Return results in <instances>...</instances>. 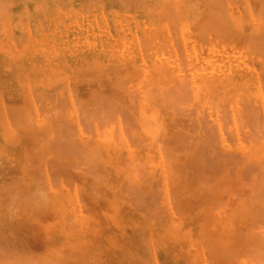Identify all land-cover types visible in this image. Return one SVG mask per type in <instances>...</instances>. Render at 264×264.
Returning <instances> with one entry per match:
<instances>
[{"label":"rangeland","instance_id":"rangeland-1","mask_svg":"<svg viewBox=\"0 0 264 264\" xmlns=\"http://www.w3.org/2000/svg\"><path fill=\"white\" fill-rule=\"evenodd\" d=\"M170 1H173V6H171ZM224 1L226 6L223 3ZM259 1L263 4H259ZM36 3H38V5ZM0 5H2V7H0V227L2 226V228H0V247L5 245L4 243L8 244L7 242H9L10 244L11 240H15V242L11 241V243L13 244H10V246L8 245L7 247L5 245L7 249L10 250V255L13 254V257H15V259L12 260V258L9 257V254L8 256L4 254L8 251L7 249H5V247L3 249L5 251L7 250L6 252H4L3 249V252H1L0 249L2 256H6L5 259L10 258L12 261L10 259L7 260L16 264L18 257L23 259L22 251H28L24 254L26 256L24 257V259H27V261L25 260L27 264L29 262L28 260L31 259L30 261H32L34 257H38L39 259H41V261H44L42 262V264H217L216 260H218V263L221 262L219 264H235L236 262H238V264H248L251 262L247 260V257H249L248 254H250L248 253V251H252L254 245L252 244V246H249V244L251 243V241L254 242V235H258L259 237H257L260 241H258L256 237L255 242H257V244H262L257 245L255 243L254 247L258 249L257 251L260 250L259 254L256 252V250L251 253H255V255L257 253L259 256L258 261L261 262V260L264 258V219H262L263 221H261L258 217L260 215H263L262 210L264 209L262 207L264 203L263 205L261 203L264 202V188H262L264 186V158L262 160H258V153H260L261 149L264 151V136L262 134L261 137L260 133L262 132V129L258 130L255 125L260 123V126H263L264 129V122L261 123V119H263L262 121H264V103H262L264 102V0H216L215 3L214 0H0ZM168 6L174 8V10H177L176 14H178V18L175 16V13H173L174 10L168 8ZM53 8H56V10ZM166 8H168L166 14H168L169 10L171 15L173 14L179 20H177V23L179 24L178 26L175 22H173L176 20H174L175 17L173 18L172 16V21V18L169 19V17L167 16L166 20V14H164V16L160 15L166 12L165 10L163 12V9ZM226 16L229 20L226 19ZM218 17L222 18L224 22L221 21V19H219ZM216 18H218L217 20L220 21L217 22ZM224 19H226L227 22ZM211 20H213V23ZM228 22H230V24L233 22L234 25L237 24L238 26L235 25L237 29L240 27L238 31V34L240 35L236 34L237 29H234L236 31L229 30L228 28L231 26H229L227 30H224V28L222 29V27L230 25ZM211 24L213 25L211 26ZM208 25H210L211 27L215 25V27L217 28L212 29ZM198 27H201V30H204L201 31V33L205 32L206 30L207 35L208 32L207 39L205 38V36L199 35V33L195 34ZM203 27L206 29H204ZM234 27L232 26L231 28ZM208 28L209 30L211 29V33L214 29L215 32H217L219 29H222L221 35H223L224 30L227 31L226 35L231 32L229 34L230 37L233 35V33L237 36H240L236 38L238 39L237 46L240 40V45H242L243 43L245 48L239 49V47L237 46L235 48V45H233L236 42V40L233 38L234 35L231 37L232 42L235 40L232 44H228V42L223 43L221 41L222 39L218 40L219 38H217L215 32H213L212 34L215 33L214 35L216 36V38L214 35V37L209 36L210 32L209 30L207 31ZM252 28L254 31L256 30L254 34L256 33L255 35L257 36V38H261L260 40L256 38V40H258L257 45H259V41L260 43L262 42V48H259L261 49V52L258 53L252 50L250 51L245 44L246 40H250V38L247 36H251L249 34V30H251ZM257 31H260V33H258ZM192 33L197 35L198 38ZM218 33L219 31L217 32V34ZM226 35H224L226 38L223 39L225 41L228 39ZM244 35L247 36L245 37ZM243 36L244 38H242ZM172 41H174V43ZM172 44H174L175 46H172ZM76 49L83 53H79V55L77 56L76 53L74 54V52H72L74 54V57L69 59V62L61 59V55L64 56L66 55L67 51H73ZM93 53L97 55V60H95L96 63H94L90 59ZM122 57L125 59L126 64H123V62L125 61H121ZM156 58L158 63H160L158 64V66L152 64L153 60H155ZM78 59H82L84 62L81 63V61ZM98 60L101 64L99 63L100 66L97 65V67L95 66V64H97ZM127 60L129 61V64L131 66L127 65ZM152 65H155L157 69L152 67ZM241 67L243 68V71H251L252 78L254 79L253 82L255 84L254 87L243 86L244 88H240L234 83H222V85L218 86V88H210V91L207 92L197 91V93L193 94L190 90L192 81H189V75H191L192 78L195 79L201 74H205L211 77L213 76V78L214 76L226 77L227 75L237 73L238 69ZM134 69L137 71H134ZM122 70H126L124 71V74L127 72L126 76L123 75ZM174 70L175 72L173 73L172 71ZM120 71L122 72V74L120 73ZM253 75H255V78ZM255 80L257 81L255 82ZM257 82L260 83L257 84ZM136 85L137 87H135ZM145 85H148V87ZM258 87H262L263 89L260 88L259 90ZM92 88L95 89L93 90ZM227 88H231L232 90L235 89L233 90L235 92L233 93V91H231L230 93H228L227 91L231 89L228 90ZM148 89L153 92H150L149 94ZM181 90L182 92H179ZM185 90H187V92L190 90L189 93L191 92V96L189 93L184 94L185 96L189 94L188 98L189 102H191H188L189 104L187 103L185 109L183 108L180 111V109L177 108L174 111V108L171 109L173 106L169 104L171 102L168 100V98H166V105L170 107L169 110L167 108L168 106L162 105L165 97L169 96L171 98H175L176 93L180 94V96L183 97L184 95L182 94L186 92ZM174 91L175 96H172L174 95ZM254 91L260 94L262 93L261 96H263V98L259 96L260 94H256ZM140 92L144 94V100H141L139 98L140 96H142ZM155 92H157L158 94L162 92L163 95L161 94V96H163L164 98L159 95L156 99L155 97L157 96H154L156 94ZM151 94H153V96ZM86 95H88L89 97ZM149 95L150 98H148ZM41 97L47 101L44 102L45 100H41ZM111 97L113 99H111ZM160 97L162 99H159ZM259 98H261L260 102ZM86 99L88 102L86 101ZM111 100L113 101V105L115 106L111 105ZM148 100H150L149 103H147ZM161 100H163V102ZM217 100L219 101V104L214 103L218 102ZM96 101H98L97 104L99 103L100 107L103 103V107L106 106L105 108H107L106 110L104 109V111L108 113L109 109H117L119 107L118 109H120L119 111H121L122 108L123 111L120 112V114H125L126 117L124 116V118H122V114V117L120 114V116L118 117V115H116V112L113 113L112 117H117L118 120L108 121L109 126L107 127V130L105 129V126L107 125L103 122V124H98L97 119L94 120L95 123H93V120L91 121L86 118L88 119L87 122L86 120H84V117L88 112L93 111L94 114H96L95 109L97 107V104L94 107ZM201 101L203 102L200 104ZM220 101L223 102V105ZM53 103L55 105H53ZM151 103H154L156 107L155 105L152 106L153 104ZM140 104L142 106L141 108ZM212 104L214 107L211 106ZM217 104L218 107L216 106ZM247 104L250 106H248ZM109 105L113 107L108 108ZM223 106L224 108H226V110L224 109V111L222 108ZM244 106L246 107L245 109ZM247 106L249 108L251 107V110ZM18 107L21 110V113L23 111V108H25V110L23 111L24 113L19 114V109H17ZM73 107L76 109H74ZM98 107L97 109L100 110V107ZM144 107H147L148 116L140 119L139 117H142L141 109ZM162 107H164L168 111H165L163 108L164 111L162 110V112ZM200 107H202V109H200ZM189 109L192 114H189L190 111L187 112V110ZM16 110L18 111V113ZM78 110L80 111V113ZM183 110H186V112H183ZM149 111H151L152 114H149ZM192 111L197 112V114L202 113V115H197ZM203 111H205V115L203 114ZM93 112L89 113L87 116H92V118L93 116H98L97 118H100L101 115H92ZM218 112H221V114L219 115ZM245 112H247L248 114ZM251 112H253V115L255 114V119L259 118L258 121L251 117ZM259 112L261 113L260 115ZM54 113L58 114L57 117ZM75 113H78L79 115L76 116L74 115ZM178 113H181V115ZM216 113L219 116H217ZM52 114L54 115L52 116ZM157 114H159L158 120L155 119ZM222 114H225L226 116L223 117ZM245 114L248 116V120L245 118L249 123L248 124L246 122L247 125L251 126L254 123L252 122L253 119L256 121V124L254 123L255 125L253 124L252 127H250L251 129L255 128L254 132H256L254 134V139H251V137L253 138V136L251 135L253 133L250 132L251 130L244 122V117H246ZM21 115H24L23 117L25 118H21ZM49 116L52 118V121L50 120L51 118H47L48 121H45L46 117ZM62 116L63 119L61 118ZM195 116L199 117L198 120L201 121L198 122L199 124L203 123L202 126L206 127L205 130L209 126L210 133V129H212L213 132H211L210 134L214 133V130L216 129L214 134H217L218 136L214 134L209 135H214L215 138L218 137V139H216V143H220L219 146L215 143L214 139L212 140L213 137H210V140L207 138L209 141L206 140L209 142H206L209 147H204L206 143L203 142V140L205 141V139H203L204 134H201L202 126L198 125V123L196 125L195 122L197 121H193L197 119L195 118ZM201 116L206 117L207 119ZM77 117L81 118L80 120L82 121L84 120L83 122L86 121L89 124L83 123L84 126L82 127L83 124L81 121L80 124L78 120L75 122ZM137 118H139L140 120L138 119V121ZM224 118L225 120H223ZM226 118H231V120H228ZM25 119L27 120L26 122L24 121ZM53 119L55 120L54 122ZM64 119L65 121L63 122L62 120ZM132 120L133 123H131ZM191 120L197 127H194ZM222 120L224 121V123L222 122ZM121 121L124 123H121ZM16 122L18 126H16ZM48 122L50 124H48ZM52 122L54 124H51ZM66 122L67 125H69L68 127L66 125ZM109 122L113 124V127L111 124H109ZM119 123L120 125L123 124L122 126L127 123V125H130V129L132 128L131 125H134V127L136 125V128H138L139 131L142 124L146 125L147 127L158 126L160 133L162 131V135L160 134L158 136L159 147L164 152L162 154V162L160 160L156 166L153 165L147 167L144 165V160L141 159L143 154L138 156L140 164L144 166V169L141 171L147 169L146 171H144L146 173H143V177L145 178L147 176V180L143 182V180L145 179H142L143 183H140V179L138 181L137 177L134 181V176H136V173L138 171L140 173H138L139 175H141L142 173L139 170L141 169V166L140 164H138L139 168H137V172H135L134 170L133 173L131 172V175L128 176L127 174L125 176L127 179H125L124 177V180L126 181H124L126 183V187L124 185H120L121 187L119 186V184L123 183L121 179L123 180V176L125 175V171L121 170V163L122 161L125 163L128 162H126V160H123L126 157L121 158V156L129 154L127 153V151H130L127 150L128 143L130 147L136 148L134 153H142L137 145V138L132 139V137L130 136V132L126 131L124 135L126 141H128V143L126 142L127 145L125 142H121L120 144L118 143V145H121L122 148H120V146H116L109 148L108 150L105 149V144L102 141V139H104L103 136L106 132L108 134H106L107 136H115V128L118 129ZM207 123H209L208 126H205L207 125ZM27 124L29 125L28 127H30L31 125V129L28 128L29 131L27 129ZM62 124H65V127H63ZM94 124H96L97 127H94ZM237 124H240V126ZM103 125L105 126L103 127ZM19 126L27 130L23 129L21 131V128L19 129ZM61 127L63 128V130L61 129ZM77 127L79 128V130ZM91 127H93L92 130ZM222 127L224 128L222 129ZM218 129L221 130L219 131ZM131 130L134 129L132 128ZM197 131H199L202 136ZM257 131L260 135H256ZM38 134L40 135L38 136ZM187 134L188 137L185 140ZM175 135L177 136V138H173V136ZM179 136L181 139L182 137H184V140L182 139L183 145L190 146V150H188V146L184 149L185 146H181L182 144H176ZM49 137L52 138L50 139ZM68 137L69 139L71 138V140H68ZM73 137L75 138L74 141ZM172 138L173 140L176 139L174 140L175 143L173 142L174 145L172 144ZM11 139L14 141V143H11L13 142ZM44 139H46V142H44ZM217 140H219V143L217 142ZM251 140H253L254 142L252 141L251 143ZM153 141L155 142V144L153 142V145L156 146L157 141ZM65 142H67L68 144ZM72 142L75 143L71 144ZM88 142L90 143L89 145L91 146V148L89 145H87ZM178 142H180V140ZM210 142H212V144ZM53 143L55 144V146H57L53 147ZM59 143L60 145H58ZM85 143L87 147L91 149L90 152V149L87 148L90 153L87 151V149H85V147L84 149L87 152L85 150L84 151L86 153L82 151ZM214 143L216 146H213ZM71 145L77 146L75 147V149H79L78 151L76 150L77 153L75 152L74 148L73 150H71ZM175 145H177V148ZM178 145L181 149H179ZM97 146L98 148L102 146V150L104 151H102L103 154L112 160L113 163L111 162L109 169L105 164L101 163L103 160V154H98V152L100 151H98ZM212 146L213 148H216L213 149ZM199 147H203V149H200ZM206 147H208L209 149ZM49 148H53L54 150H50ZM66 148L68 150H66ZM114 148H118L123 152L121 154H117L115 151L116 149L114 150ZM166 148L168 149L166 150L167 153H165L166 151H164ZM210 148H212V152L210 151L211 154H209L208 156H202L201 154H199L201 153V150L204 154H208L207 151H209ZM58 149L60 150L61 154H59ZM174 149L177 150L175 151ZM64 150L66 152L69 150L70 151L66 153ZM95 150L97 152H95ZM170 150L171 153H169ZM217 151L219 152L217 153ZM63 152H65V154ZM78 152H80V154ZM214 152H216V154ZM26 153L28 154L26 155ZM40 153H42L43 155H41ZM47 154L48 156H46ZM87 154L89 156H87ZM90 154H98L100 156V160L97 161V159H99L98 155H92V159ZM150 154V157H152V161H154L156 159L154 155H157L158 152L156 150H152ZM170 154L172 155V157ZM219 154L221 157L219 156ZM59 155L66 156H60L58 159ZM62 157H64V159ZM87 157L88 159H90L89 161L88 159H86ZM126 159L128 160V158ZM31 160L32 162H30ZM58 160H60V162ZM61 161L63 162V164H65V166L62 165ZM259 161H261L262 164ZM89 165H91L92 167ZM88 167H91L92 170L95 168H99L100 170L102 168L105 169L109 172L108 179L111 181H108L107 177L104 181L102 180L104 179V177H102V179L99 178V180H96L95 178H93L92 172H88ZM246 167L249 169L252 167L251 170L255 167V170L254 172L253 170L251 172V170L248 169L249 172H242L241 170H246ZM33 168L34 170H36L35 172L31 173L32 171H34ZM82 168H85L87 171L83 170V172ZM75 169L78 172H82L77 173ZM244 172L246 173V175L248 174L246 176L247 179L245 177L246 180L243 176H239L240 174L244 175ZM119 173L121 174V176ZM33 174H35V176ZM45 174L47 175V177ZM29 176L31 177L29 178ZM49 176L52 179H48ZM69 176L70 179L67 180ZM56 177H58L59 179ZM53 178L54 180L58 179L57 181L55 180V183L57 185L53 184ZM159 178L162 180L160 181L162 182L160 187L159 184L156 185L157 182L154 181L158 179L157 181L159 183ZM118 180L119 184H116ZM2 181L4 183L3 185L1 183ZM148 181L150 184L148 183ZM258 181L261 183L262 187L260 186ZM93 182H95V186ZM254 182L256 186H254ZM21 183H23L24 185H22ZM44 183L45 188L43 189L42 185H44ZM50 183H52V186L50 185ZM28 184H30V186ZM138 184L140 186H137ZM35 185H37V189ZM130 185L132 186V188L135 185L137 189L133 190L135 187L132 189L130 188ZM152 185L154 187H152ZM257 185L259 186L258 189H256ZM26 186L28 189L26 188ZM102 186L103 190L100 189L102 188ZM123 186L125 188H129H127L128 195L127 193H125L127 196L122 193V191L126 192V190H121ZM96 187L98 190L96 189ZM145 187H148L149 189L147 188L146 190ZM260 187L261 189H263V191L258 192L261 190ZM140 189L141 191H137ZM101 191H104L102 192L103 195L101 194ZM131 191L139 192V195L136 194V196L134 193H131L132 195H134V198H132V200L128 199L131 198V195L129 194V192ZM253 191L255 193H253ZM117 192L118 195L116 198L115 195ZM147 193L151 196H148ZM260 193H263L262 196H260ZM11 194L13 196L18 194L16 195L18 198H16V196L14 198ZM74 194L75 196L78 194L77 199L75 198L76 200H74V203H72L75 205L76 208L74 207V209L76 210L71 209L73 206L69 208V201L71 202V200L74 199ZM95 194L96 196H94ZM30 195H36V197H31ZM119 195L122 196L120 197ZM10 196L13 198H11ZM118 196L120 197V200ZM8 197H10V202L8 200ZM38 197L48 198H44V200L47 201V206L43 208L42 205H45L43 204V202L40 205L41 207L35 204V198L39 200ZM69 197L73 198L70 199ZM93 197H95V199ZM99 197L103 200L98 199ZM135 197H137L136 200H138V198L140 197V202L138 203V205L140 203L143 204V206L141 204L142 207L140 208V210L139 207H135V204L132 203L135 200ZM20 198L23 199L20 200ZM91 198H93L94 200ZM142 198L145 202L141 201ZM146 198H150V202L147 201ZM19 200L20 202H18ZM77 200L78 202H76L77 204H75V201ZM41 201L42 200L38 202ZM130 201H132L131 203L134 206L129 203ZM148 202L150 205L148 204ZM16 203L17 205L19 203L18 207ZM24 204H28L27 207ZM78 204L81 205L79 206ZM150 206H154L155 208L153 207L151 208V210L150 208H148ZM255 206L259 208L257 209V207L255 208ZM13 207L15 208V211L17 213L14 211ZM7 208L9 210H7ZM23 208L24 211L22 212ZM144 208H148L149 210L147 209L148 211H144ZM54 209L55 211H57L54 212ZM8 211H11V214L8 213L7 215ZM73 211H76L77 216ZM258 211L261 214H259ZM60 212L63 213L59 214ZM66 212L68 215L66 214ZM26 213L30 214L25 215ZM65 214L66 216H70V221L64 219L66 217ZM78 214L80 215V217ZM153 214H159V216H155ZM58 215L59 217H57ZM7 216L8 219L10 218V220L7 219ZM28 216L35 219V221H33L32 218L29 219ZM263 217L264 216H262V218ZM79 218L80 222L83 223L81 226L82 230L84 228L83 231H81V228L79 227L80 225L78 226V228H76L77 224L75 225V227H73L74 229L76 228V231L70 226V224L74 226V223H77L74 221H78ZM111 218L112 221H110ZM87 221L88 223L90 222V224H88ZM58 224L60 225V227H58ZM66 224L70 227H66ZM87 225H91L90 227H92V229ZM25 227L27 229H25ZM87 227L91 229L90 231L88 230V232L86 230ZM3 228L5 231L2 230ZM65 228L67 229L65 230ZM79 228L81 231L80 234L82 235H78L79 230L77 229ZM7 232L10 233L9 236L6 235L8 234ZM83 232L85 234H83ZM92 233L93 235H90ZM69 235L70 238H72L70 239L71 242L68 238ZM89 236L92 237L89 238ZM10 237H12V239ZM73 237L75 238V240H73ZM239 238H241V240H243V242L245 243H242L243 245L241 244L242 247H240V242L238 243L239 247L242 249H239L238 245H236V243L238 242L237 239L241 241ZM76 239L80 240L79 244L75 243V241H77ZM218 241L219 243H217ZM87 242L89 243L87 244ZM220 242L225 245H223L222 243L220 244ZM227 242L228 244L230 243V245H228ZM76 244H78L77 246L81 250H85L84 253H80L81 250L79 251V248H77ZM79 245H81V247ZM216 245H219L218 247H221L223 245V247H226V249L218 248L219 250H215L217 248ZM73 247L77 248L78 250L73 249ZM238 249L242 251H239ZM14 251L16 252L15 254ZM27 253L29 254V256H27ZM238 253L242 255H239ZM252 254L249 257L250 259H253L251 258L253 257ZM15 255H17L18 257ZM230 255L232 256V258ZM72 256L74 257V259L72 258ZM236 256L237 258H239L238 261ZM44 257L45 259H43ZM254 258L256 259L257 257ZM22 259H20L21 261L18 260L17 262H20L19 264H26L24 263V260L22 262ZM37 259L34 258L32 263L34 264L39 260ZM263 260L261 264H264ZM29 264H31V262H29Z\"/></svg>","mask_w":264,"mask_h":264},{"label":"bare ground","instance_id":"bare-ground-1","mask_svg":"<svg viewBox=\"0 0 264 264\" xmlns=\"http://www.w3.org/2000/svg\"><path fill=\"white\" fill-rule=\"evenodd\" d=\"M204 1H205V0H204ZM217 1H218V0H217ZM221 1H222V0H221ZM107 2H108V1H107ZM158 2H159V1H158ZM161 2H162V1H161ZM170 2H171V6H173V5H172V2H173V1H170ZM215 2H216V0H214V3H215ZM259 2H260V1H259ZM12 3H13V2H12ZM48 3H49V2H48ZM165 3H166V2H165ZM223 3L225 4V1H224ZM223 3H222V4H223ZM36 4L38 5V3H36ZM160 4H161V3H160ZM216 4H217V3H216ZM222 4H221V5H222ZM227 4H228V3H227ZM259 4H263V3L260 2ZM2 5H3V4H2ZM2 5H0V7H2ZM92 5H94V4H92ZM157 5H158V4H157ZM181 5H182V4H181ZM221 5H219V6H221ZM236 5H237V4H236ZM6 6H7V5H6ZM10 6H11V4H10ZM165 6H166V5H165ZM165 6H164V8H165ZM223 6H224V5H223ZM225 6H226V4H225ZM159 7H160V6H159ZM190 7H191V6H190ZM3 8H5V7H3ZM56 8H57V7H56ZM56 8H53V9L56 10ZM58 8H59V7H58ZM168 8L174 10V8H172V7H170V6H168ZM168 8L163 9V12H164V10H165L166 12L163 13V14H160V15H161V16H164V14L167 13V9H168ZM244 8H245V7H244ZM48 9H49V8H48ZM245 9H246V8H245ZM37 11H38V10H37ZM179 11H180V10H179ZM171 12H172V11H171ZM209 12H210V11H209ZM249 12H250V11H249ZM169 13H170V12H169V10H168V14L165 15V18H166V16L169 17V19L172 18V16H173V18H174L175 16H176V17L178 16V14H176V13H177V10H174V12H173V13H175V16H174L173 14L171 15V13H170V14H169ZM169 15H170L171 17H170ZM212 15H213V13H212ZM238 15H239V14H238ZM214 16H215V13H214ZM216 16H217V15H216ZM231 16H232V15H231ZM176 17L174 18V20H175V19H176V20L173 21V18H172V21L175 22L176 25L178 26V25H179V24L177 23V20H178L177 18H178V17H177V18H176ZM209 17H210V16H209ZM158 18H159V16H158ZM218 18H219V17H218ZM218 18H216V20H217ZM219 19H221V21H223L222 18H219ZM226 19L229 20L227 16H226ZM226 19H224V20H226ZM159 20H160V18H159ZM164 20H165V19H164ZM166 20H167V18H166ZM207 20H208V19H207ZM207 20H206V21H207ZM227 20H226V22H227ZM172 21H171V22H172ZM178 21H179V20H178ZM208 21H209V20H208ZM208 21H207V22H208ZM211 21H212V23H213V20H211ZM219 21H220V20H217V22H219ZM194 22H195V21H194ZM223 22H224V21H223ZM226 22H225V23H226ZM179 23H180V22H179ZM181 23H182V21H181ZM214 23H215V22H214ZM228 23L230 24V22H228ZM205 24H206V23H205ZM218 24H219V23H218ZM231 24H232V25H231ZM231 24L222 27V29L224 28V30H227V28H228L229 26H231V27L233 26V27H234L235 25H237V24L234 25L233 22H232ZM171 25H172V24H171ZM181 25H182V24H181ZM212 25H213V24H211V26H212ZM150 26H151V25H150ZM204 26H205V25H204ZM208 26L211 27L210 25H208ZM237 26H238V25H237ZM239 26H240V25H239ZM201 27H202V26H201ZM201 27H198V28H197V32H195V34H198V33H199V35L205 36V38L207 39V38H208V37H207L208 32H207V35H206V30H205V32L201 33V31H204V30H201ZM218 27H219V26H218ZM225 27H226V28H225ZM231 27H229L228 29L231 30V31H232V30H233V31H236V30H234V29H237L236 26H235L234 28H231ZM179 28H180V27H179ZM199 28H200V29H199ZM203 28H204V27H203ZM203 28H202V29H203ZM211 28L213 29V28H217V27H215V25H214V26L211 27ZM219 28H220V27H219ZM239 28H240V27H239ZM239 28L237 29V32H236L237 35H240V34H238V33H239V32H238V31H239ZM204 29H206V28H204ZM222 29H221V30H220V29H219V30L217 29V30L219 31L218 34H217L218 31L216 30L217 32H215V29L212 30V33L215 32L216 35H217V38H219L218 40L222 39L221 41H222L223 43H224V42H225V43L228 42V44H232V43H234V41L236 40L235 44H233V45H235V48H236V46H237V42H238V39H236V38H238V37H240V36H237V35L234 34V33H233L234 36L231 34V35L233 36V38L235 39V40L232 42V38H231L232 36L230 37V35H229L231 32L228 34V35H229V36H228V35H226V34H227V31H224V30H223V35H221V33H222L221 31H222ZM28 30H29V29H28ZM208 30H209V28L207 29V31H208ZM229 30H228V32H229ZM243 30H244V29H243ZM198 31H199V32H198ZM249 31H250L249 34H250L251 36H247V35H246V36L249 37L250 40L248 39V41L246 40V42H245L247 48H248L250 51L252 50V51L257 52V53H258V52H261V49H259V48L262 46V42L260 43V41H259V43H258L259 45H257V41L260 40L261 38H260V39L257 38V36L255 35L256 33L254 34V32H255L256 30L254 31L253 28H252L251 30H249ZM209 32H210V35H209V36H213V35L215 34V33H214V34L211 33V29L209 30ZM257 32H258V31H257ZM200 33H201V34H200ZM242 33H243V32H242ZM258 33H260V31H259ZM192 34H194V33H192ZM195 34H194V35H195ZM211 34H212V35H211ZM243 34H244V33H243ZM246 34H247V33H246ZM133 35H134V34H133ZM218 35H219V37H218ZM224 35H226L227 38H228L229 40H228V39H227L226 41L223 40L224 38H226ZM241 35H242V34H241ZM195 36H197V35H195ZM214 36H215V35H214ZM214 36H213V37H214ZM236 36H237V37H236ZM244 36H245V35H244ZM244 36H243L242 38H244ZM246 36H245V37H246ZM134 37H136V36H134ZM148 37H149V35H148ZM199 37H200V36H199ZM254 37H255V38H254ZM258 37H259V36H258ZM129 38H130V37H129ZM197 38H198V36H197ZM200 38H201V37H200ZM200 38H199V39H200ZM205 38H204V39H205ZM210 38H211V37H210ZM215 38H216V36H215ZM256 38H257L258 40H256ZM132 39H133V38H132ZM135 39H136V38H135ZM137 39H138V38H137ZM113 40H114V39H113ZM140 40H141V39H140ZM153 40H154V38H153ZM141 41H142V40H141ZM255 41H256V43H255ZM261 41H262V40H261ZM172 42L174 43V41H172ZM230 42H231V43H230ZM242 42H243V39H242ZM151 43H152V39H151ZM240 43H241V41L239 40V43H238V46H237V47H239V49H241V48H245V46L243 45V43H242V45H243L244 47H243L242 45H240ZM263 43H264V42H263ZM260 44H261V45H260ZM150 45H151V44H150ZM173 45H174V44H172V46H173ZM183 45H184V43H183ZM174 46H175V45H174ZM241 46H242V47H241ZM100 47H101V46H100ZM221 47H222V46H221ZM222 48H223V47H222ZM261 48H262V47H261ZM161 49H162V48H161ZM171 49H172V48H171ZM237 49H238V48H237ZM76 50H77V49H76ZM76 50H73V51H72V50H69V51H67V52H66V55H68V56H66V55L63 56V55H61V59L64 60V61H68L69 59H71V58L74 57V54H75V53H76L77 56L79 55V53H83V52H80V51H78V50H77V52H76ZM172 50H173V49H172ZM263 50H264V49H263ZM53 51H54V50H53ZM72 52H74V54H73ZM6 53H7V52H6ZM173 53H175V52H173ZM176 55H177V54H176ZM96 56H97V55H95V54L93 53V54H92V57L90 58L91 61H93L94 63H96L95 60H97V59H96ZM174 57H175V54H174ZM232 57H233V56H232ZM17 59H19V58H17ZM75 59H76V58H75ZM87 59H88V58H87ZM87 59H86V60H87ZM246 59H247V58H246ZM13 60H14V59H13ZM78 60H80V59H78ZM88 60H89V59H88ZM196 60H197V59H196ZM247 60H248V59H247ZM71 61H72V60H71ZM80 61H81V63L84 62L82 59H81ZM98 61H99V60H98ZM98 61H97V64H95V66L99 65L100 61H99V62H98ZM121 61H125V59L122 57V58H121ZM34 62H35V61H34ZM68 62H69V61H68ZM86 62H87V61H86ZM132 62H133V61H132ZM263 62H264V61H263ZM33 64H34V63H33ZM100 64H101V63H100ZM123 64H126V61L123 62ZM131 64H132V63H131ZM152 64H155V65L158 66V64H160V63H158L157 58H156L155 60H153ZM82 65H83V64H82ZM127 65H130L128 60H127ZM155 65H152V67H154L155 69H157V67H156ZM188 65H189V64H188ZM34 66H36V65H34ZM45 66H46V65H45ZM95 66H94V67H95ZM99 66H100V65H99ZM123 66H126V65H123ZM130 66H131V65H130ZM236 66H238V65H236ZM97 67H98V66H97ZM102 67H103V66H102ZM126 68H127V67H126ZM126 68H125V69H126ZM132 68H133V67H132ZM33 69H34V68H33ZM33 69H32V70H33ZM63 69H64V68H63ZM98 69H99V68H98ZM34 70H35V69H34ZM41 70H42V69H41ZM122 71H123V70H122ZM124 71H126V70H124ZM124 71H123V75L126 76V75H127V74H126L127 72L124 74ZM134 71H137V70L134 69ZM106 72H107V71H106ZM144 72H145V71H144ZM172 72L174 73L175 70L172 71ZM205 72H206V71H205ZM30 73H31V72H30ZM120 73L122 74L121 71H120ZM135 73H136V72H135ZM206 73H207V72H206ZM112 74H113V73H112ZM130 74H131V73H130ZM143 74H144V73H143ZM148 74H149V73H148ZM219 74H220V73H219ZM31 75H33V74H31ZM34 75H35V74H34ZM46 75H47V74H46ZM150 75H151V73H150ZM215 75H216V74H215ZM40 76H41V75H40ZM48 76H49V75H48ZM48 76H46V77H48ZM55 76H57V75H55ZM61 76H62V75H61ZM107 76H109V75H107ZM121 76H122V75H121ZM121 76H120V77H121ZM253 76H254V78H255V75H253ZM256 76H257V75H256ZM143 77H144V76H143ZM189 77H190L189 81H190V80L192 81V82L190 81V82L192 83V85L190 86V90H191V92H192L193 94H194V93H197V91H203V92H205V91H206V92H207V91H210L209 89H210V88H213V87H214V88H215V87L218 88V86H221L222 83H225V84H227V83H234L235 85H237V86L240 87V88L243 87V86H244V87H254V86H255V84H254V82H253L254 79L252 78V73H251V71H250V72H249V71H243V68H242V67L238 69V72H237V73H235V74L233 73L232 75H231V74H230V75H227L226 77H221V76L216 77V76H214V78H213V76L211 77V76H208V75H205V74H201V75H200L199 77H197L196 79H195V78H192L191 75H189ZM31 78H32V77H31ZM40 78H41V77H40ZM132 78H133V76H132ZM171 79H173V78H171ZM67 80H68V79H67ZM137 80H138V79H137ZM146 80H148V79H146ZM175 80H176V79H175ZM259 80H260V79H259ZM262 80H263V79H262ZM50 81H51V80H50ZM78 81H79V80H78ZM256 81H257V80H255V82H256ZM71 82H72V81H71ZM159 82H160V81H159ZM186 82H187V81H186ZM186 82H185V83H186ZM39 83H40V82H39ZM258 83H260V82H257V84H258ZM144 84H145V83H144ZM162 84H163V82H162ZM189 84H190V83H189ZM261 84H262V83H261ZM223 85H224V84H223ZM232 85H233V84H232ZM235 85H234V86H235ZM145 86L148 87V85H145ZM186 86H187V85H186ZM257 86H259V85H257ZM263 86H264V84H263ZM135 87H137V85H136ZM147 87H146V88H147ZM224 87H225V86H224ZM230 87H231V84H230ZM235 87H236V86H235ZM235 87H234V88H235ZM244 87H243V88H244ZM186 88H188V87H186ZM221 88H223V87H221ZM260 88L263 89L262 87H260ZM260 88L258 87L259 90H260ZM23 89H24V88H23ZM92 89L94 90L95 88H92ZM141 89H142V88H141ZM150 89H151V88H150ZM227 89L229 90V89H231V88H227ZM253 89H254V88H253ZM258 89H257V90H258ZM148 90H149V89H148ZM190 90H189V91H190ZM225 90H226V89H225ZM233 90H235V89H233ZM233 90L231 89V90H229V91H227V90H226V91H227L228 93H230V92L233 91ZM250 90H251V89H250ZM255 90H256V89H255ZM24 91H25V90H24ZM63 91H64V90H63ZM171 91H172V90H171ZM185 91H186V92H184L182 95H184L185 93H186V94L189 93V91H188V92H187V90H185ZM68 92H69V91H68ZM88 92H89V91H88ZM90 92H91V91H90ZM148 92H149V94H150V92H153V91L149 90ZM148 92H147V93H148ZM168 92H169V91H168ZM179 92H182V90L179 91ZM191 92L189 93L190 96H191ZM227 92H226V93H227ZM234 92H235V91H233V93H234ZM250 92H251V91H250ZM254 92H255V91H254ZM258 92H260V91H258ZM261 92H262V91H261ZM32 93H33V92H32ZM35 93H36V92H35ZM134 93H135V92H134ZM155 93H156V94H155L154 96H157V97H155L156 99L158 98L159 95L161 96V94H162V92L159 93V94H158L157 92H155ZM170 93H171V92H170ZM172 93H173V92H172ZM241 93H242V92H241ZM255 93H256V94H260V93H257V92H255ZM85 94H86V93H85ZM140 94H141L142 96H140L139 98H140L141 100H144V94H143L142 92H140ZM157 94H158V95H157ZM189 94H188V95H189ZM193 94H192V96H193ZM242 94H243V93H242ZM249 94H250V93H249ZM256 94H255V95H256ZM261 94H262V93H261ZM261 94H260L259 96H261ZM41 95H42V94H41ZM69 95H70V93H69ZM88 95H89V94H88ZM88 95H86V96H88ZM106 95H107V94H106ZM110 95H111V94H110ZM151 95L153 96V94H151ZM162 95H163V94H162ZM167 95H170V94H167ZM171 95H172V94H171ZM178 95H179V97H178ZM188 95H186V96H187V98H186L185 95L182 97V96H180V94H177V93H176V96H177V98H176V96H175V91H174V95H172V96H175V98H173V97L171 98V97H169V96L165 97V99H164V102H165V103L163 102V100H161V101L164 103V104L162 103V105H164V106H168V105H166V103H167V101H166L167 99H166V98H168V100L171 102V103H169V102H168V103H169L171 106H173L171 109L174 108V111H175V109L178 108V109H180V111H181L183 108L185 109V106H187V103L189 102ZM200 95H201V94H200ZM32 96H33V95H32ZM46 96H47V95H46ZM52 96H53V95H52ZM136 96H137V95H136ZM165 96H166V95H165ZM190 96H189V97H190ZM42 97H43V96H42ZM42 97H41V100L43 99ZM48 97H49V95H48ZM88 97H89V96H88ZM108 97H109V96H108ZM147 97H148V96H147ZM161 97L164 98L163 96H161ZM161 97H160L159 99H162ZM181 97H182V98H181ZM184 97H185V98H184ZM261 97L263 98V96H261ZM50 98H51V97H50ZM56 98H57V97H56ZM109 98H110V97H109ZM145 98H146V95H145ZM148 98H150V95H149ZM190 98H191V97H190ZM208 98H209V97H208ZM46 99H47V98H46ZM59 99H61V98H59ZM87 99H89V98H87ZM87 99H86V101H87ZM111 99H113V98L111 97ZM114 99H115V98H114ZM151 99H152V98H151ZM151 99H150V100H151ZM159 99H158V100H159ZM215 99H216V98H215ZM243 99H244V98H243ZM43 100H45V99H43ZM51 100H52V99H51ZM57 100H58V99H57ZM62 100H63V99H62ZM100 100H101V99H100ZM150 100H148L147 103H149ZM152 100H153V99H152ZM154 100H155V99H154ZM158 100H157V101H158ZM190 100H191V99H190ZM198 100H199V99H198ZM203 100H204V98H203ZM231 100H232V99H231ZM233 100H234V99H233ZM260 100H261V98H259V102H260ZM262 100H263V99H262ZM46 101H47V100H45L44 102H46ZM217 101H218V100H217ZM229 101H230V100H229ZM240 101H241V100H240ZM257 101H258V100H257ZM87 102H88V101H87ZM97 102H98V101H96V103L94 104V107L96 106ZM104 102H105V101H104ZM110 102L112 103V104H111V103H110V104L113 105V101L111 100ZM115 102H116V101H115ZM142 102H144V101H142ZM202 102H203V101H201L200 104H201ZM220 102H221L222 105H223V102H222V101H220ZM232 102H233V101H232ZM106 103H107V101H106ZM189 103H191V102H189ZM189 103H188V104H189ZM214 103H215V104H216V103L219 104V101H218V102H214ZM224 103H225V102H224ZM227 103H228V102H227ZM227 103H226V104H227ZM245 103H246V102H245ZM247 103H250V102H247ZM262 103H264V102H262ZM56 104H57V103H56ZM108 104H109V103H108ZM141 104H142V103H141ZM141 104H140V108L142 107ZM143 104H144V103H143ZM151 104H153L152 106L155 105L154 103H151ZM210 104H211V103H210ZM218 104L216 105L217 107H218ZM42 105H43V104H42ZM53 105H55V104L53 103ZM61 105H62V104H61ZM99 105H100V104L98 103V104H97V107H98ZM105 105H106V104H105ZM229 105H230V104H229ZM247 105H248V104H247ZM251 105H252V104H251ZM258 105H259V104H258ZM258 105H257V106H258ZM261 105H262V104H261ZM19 106H20V105H19ZM36 106H38V105H36ZM64 106H65V104H64ZM66 106H67V104H66ZM113 106H115V105H113ZM113 106H110V105H109L108 108H112ZM144 106H145V105H144ZM205 106H206V102H205ZM211 106H213V104H212ZM225 106H226V105H225ZM248 106H250V105H248ZM248 106H247V107H248ZM262 106H263V105H262ZM50 107H51V106H50ZM59 107H60V106H59ZM97 107H96V109L94 108L96 114H94V112L91 111V112H93L92 115L94 114V115L96 116V115L99 114V115H101L102 117H101V116H100V118H97L98 116H97V117H94V116H93V118H92V116H89V117H88L87 115H88L89 113H91V112H88V113L86 114L85 117L83 116L84 114H83L82 116L85 118L84 120H86V121L89 119V120H91V121L93 120L92 122L95 123L94 120L97 119V123H98V124L103 122L104 124L107 125V126L103 125V127L105 126V129H106V130H107V127L109 126V125H108V121L118 120L117 117H112V114L116 112V113H117L116 115H118V117H119V116L122 114V113L120 114V112L123 111L122 108H121V111H119L120 109H118V108H119V107H118L117 109L114 108L115 110H114L113 108H112L111 110L109 109V113H108V112H105L104 109L106 110L107 108H105L106 106L103 107V103L101 104V107L99 106L101 112H100L99 109H97ZM99 107H98V108H99ZM155 107H156V105H155ZM159 107H160V106H159ZM213 107H214V106H213ZM228 107H229V106H228ZM21 108H23V107H21ZM73 108H74V107H73ZM73 108H72V109H73ZM163 108H164V107H162V109L160 108L161 111L163 110ZM167 108H168V110H169L170 107L168 106ZM209 108H211V107H209ZM215 108H216V107H215ZM222 108H223V111H224V109L226 110V108H224V106H223ZM222 108H221V109H222ZM245 108H246V107L244 106V109H245ZM248 108H249V107H248ZM250 108H251V107H250ZM250 108H249V109H250ZM263 108H264V107H263ZM17 109H19V107H18ZM62 109H63V108H62ZM74 109H76V108H74ZM81 109H82V108H81ZM126 109H127V108H126ZM160 109H159V110H160ZM200 109H202V107H200ZM205 109H206V108H205ZM216 109H217V108H216ZM252 109H253V107H252ZM257 109H258V108H257ZM24 110H25V108H23V111H24ZM40 110H41V109H40ZM69 110H71V109H69ZM90 110H91V109H90ZM164 110L166 111L167 109L164 108ZM164 110H163V111H164ZM168 110H167V111H168ZM193 110H194V109H193ZM203 110H204V108H203ZM212 110H213V109H212ZM214 110H215V109H214ZM218 110H219V109H218ZM247 110H248V109H247ZM250 110H251V109H250ZM16 111H17V110H16ZM20 111H21V110L19 109V114L21 113ZM23 111H22V113H24ZM78 111H79V110H78ZM85 111H86V110H85ZM161 111H160V112H161ZM163 111H162V112H163ZM176 111H179V110H176ZM184 111L186 112V110H183V112H184ZM188 111H190V109L187 110V112H188ZM248 111H249V110H248ZM258 111H259V110H258ZM74 112H75V110H74ZM76 112H77V111H76ZM192 112H195V111H192ZM204 112H205V111H203V114H204ZM210 112H211V111H210ZM215 112H216V111H215ZM255 112H256V111H255ZM17 113H18V111H17ZM22 113H21V114H22ZM56 113H57V112H56ZM56 113H54V114H56ZM71 113H72V112H71ZM79 113H80V111H79ZM81 113H84V112H81ZM85 113H86V112H85ZM106 113H108V114H106ZM190 113H191V111L189 112V114H190ZM195 113L197 114V112H195ZM223 113H224V112H223ZM243 113H244V111H243ZM245 113H247V112H245ZM252 113H253V112H251V114H252ZM7 114H8V112H7ZM19 114H17V115H19ZM54 114H52V116H53ZM63 114H64V113H63ZM119 114H120V115H119ZM149 114H152L151 111H149ZM168 114H169V113H168ZM170 114H171V113H170ZM175 114H176V112H175ZM178 114L181 115V113H178ZM191 114H192V113H191ZM213 114H214V113H213ZM216 114H217V113H216ZM218 114L220 115L221 112H220V113L218 112ZM218 114H217V116H219ZM226 114H227V113H226ZM239 114H240V113H239ZM247 114H248V113H247ZM251 114H250V115H251ZM260 114H261V113L259 112V115H260ZM9 115H10V114H9ZM50 115H51V114H50ZM57 115H58V114H56V117H57ZM59 115H60V114H59ZM74 115L78 116L79 114H78V113H75ZM122 115H123V114H122ZM122 115H121V117H122ZM158 115H159V114H157V116H156V118H155V119H157V120L159 119V118H158ZM197 115H202V113H201V114L198 113ZM204 115H205V114H204ZM222 115H223V114H222ZM241 115H242V114H241ZM243 115H244V114H243ZM250 115H249V116H250ZM262 115H263V114H262ZM23 116H24V115H21L20 117H21V118H25V117H23ZM31 116H32V115H31ZM76 116H75V117H76ZM80 116H81V115H80ZM124 116H125V114L123 115L122 118H124ZM127 116H128V115H127ZM141 116H142V117H139L140 119H141V118H145V117L148 116V113H147V107H144V108L141 109ZM215 116H216V115H215ZM224 116H226V115L224 114L223 117H224ZM245 116H246V117H244V120H245L244 122H245V124L247 125V123H248V121H247V120H248L247 117H248V116H247L246 114H245ZM254 116H255V114H254V115L252 114L251 117L254 118ZM15 117H16V115H15ZM20 117H19V118H20ZM56 117H53V118H56ZM59 117H60V116H59ZM59 117H58V119H59ZM90 117H91V119H90ZM125 117H126V116H125ZM159 117H160V116H159ZM201 117H203V116H201ZM227 117H228V116H227ZM229 117H230V116H229ZM251 117H250V118H251ZM36 118H37V117H36ZM47 118L49 119V118H51V117H50V116H49V117H46L45 121H48ZM61 118L63 119V116H62ZM86 118H88V119H86ZM139 118H137V120H138ZM195 118H197V119L193 120V118H192V120H193L194 122L197 121V122H195L196 125H197V123H198V125H201V126H202L203 123L199 124V122L201 121V120H198L199 117H196V116H195ZM203 118L207 119L206 117H203ZM232 118H233V116H232ZM236 118H237V116H236ZM245 118H246L247 120H246ZM255 118H256V117H255ZM255 118H254V119H255ZM260 118H261V117H260ZM262 118H263V117H262ZM11 119H12V118H11ZM13 119H14V118H13ZM32 119H33V117H32ZM80 119H81V118H78V117H77V119L75 120V122L78 120L79 124H80L81 122H82V124H83V123H84V124H89V123H87L88 121H87V122L85 121V122H86V123H85V122H83L84 120L82 121V120H80ZM101 119H102V120H101ZM140 119H139V120H140ZM221 119H222V118H221ZM226 119L231 120V118H226ZM254 119H253V120L251 119L252 122H254V123H255L256 121L259 120V118H258V119H255L256 121H255ZM16 120H17V119H16ZM30 120H31V119H30ZM50 120L52 121V118H51ZM121 120H122V119H121ZM124 120H125V119H124ZM129 120H130V119H129ZM129 120H128V122H129ZM137 120H136V121H137ZM139 120H138V121H139ZM182 120H183V119H182ZM192 120H191V121H192ZM223 120H225V118H224ZM223 120H222V122L224 123ZM237 120H238V119H237ZM262 120H263V119H261V123L264 122V121H262ZM20 121H21V119H20ZM24 121L26 122L27 120L25 119ZM51 121H50V122H51ZM54 121H55V120L53 119V122H54ZM62 121L64 122L65 119L62 120ZM80 121H81V122H80ZM98 121H99V122H98ZM130 121H131V120H130ZM186 121H187V120H186ZM193 121H192V122H193ZM198 121H199V122H198ZM204 121H205V120H204ZM204 121H203V122H204ZM233 121H234V120H233ZM10 122H11V121H10ZM12 122H13V121H12ZM17 122H18V121H17ZM17 122H16V124H17ZM53 122H52L51 124H54ZM63 122H62V123H63ZM152 122H154V121H152ZM192 122H191V125H192ZM194 122H193V125L195 124ZM225 122H226V121H225ZM246 122H247V123H246ZM7 123H8V122H7ZM56 123H58V122H56ZM93 123H92V125H93ZM97 123H96V124H97ZM103 123H102V124H103ZM121 123H124V122L121 121ZM131 123H133V120H132ZM172 123H173V122H172ZM220 123H221V121H220ZM234 123H235V122H234ZM238 123H239V121H238ZM254 123H253V124H254ZM257 123H258V122H257ZM48 124H50V123L48 122ZM60 124H61V123H60ZM84 124L82 125V127L84 126ZM90 124H91V123H90ZM96 124H94V127H97ZM109 124H111V123L109 122ZM152 124H153V123H152ZM208 124H209V123H207V125H205V126H208ZM241 124H242V123H241ZM248 124H249V123H248ZM253 124H252V125H253ZM255 124H256V123H255ZM255 124H254V125H255ZM263 124H264V123H263ZM263 124H262V125H263ZM14 125H15V121H14ZM25 125H26V124H25ZM25 125H24V126H25ZM58 125H59V124H58ZM62 125H63V124H62ZM62 125H61V126H62ZM64 125H65V124H64ZM64 125H63V127H65ZM66 125H67V122H66ZM76 125H77V124H76ZM100 125H101V124H100ZM111 125H112V127H113V124H111ZM122 125H123V124L120 125V123H119V124H118V126H119L118 129L115 128V130H116V132H117V134H116V132H115V136H107V135H108L107 132L105 133V135L103 136L104 139H102V141H103L104 144H105V149L108 150L109 148L116 147V146H120V148H122V146H121V145H118V143H119V144H120L121 142H125V143L127 142V143H128V141H126V138H125V135H124V134H125V131H126V132H130V136L132 137V139L137 138V145H138V147L140 148V150L142 151V153H136V152L134 153V151L136 150V148H132V147L129 146V143H128V145H127V143H126V145L128 146L127 150H130V151H127V153H129V154H127V155H122V156H121V158H124V157L128 158V160H127L126 158L123 159L124 161L126 160V162H127V161H128V162L125 163V162L122 161V163H124V164L121 163V165H122V169H121V170H122V171H125V175L123 176V180L121 179V181H122L124 184H123V183L119 184V183H118L119 180L116 182V184L118 183L119 186H120V185H121V186H122V185H124V186L126 185V183H125L126 181L124 180V177H125L127 174H128V176H129V175H131V174L134 172V170H135V172L138 171V170H137V168H139V167H138V164H140L139 159H138V156H139V155H142V154H143L144 157L142 156L141 159L144 160V165L147 166V167H150V166H153V165L156 166V165L158 164V162L162 159V154L164 153L163 150L159 147V144H158V136H159L160 134L162 135V131H161V133H160L158 126L147 127L146 125H143V124H142L141 129H140V131H139L138 128H136V125H135V127H134V125H131L132 128H133L134 130H131L132 128L130 129V125H127V123H125L124 126H122ZM183 125H184V124H183ZM196 125H194V127H197ZM220 125H221V124H220ZM228 125H229V122H228ZM235 125H236V124H235ZM237 125L240 126V124H237ZM243 125H244V124H243ZM252 125H251V126L247 125V126H248V128L251 130L250 132L253 133V134H251V135L253 136V138L251 137V139H254V134H255L256 131L254 132L255 128H254V129H253V128H252V129L250 128V127H252ZM257 125H258V126H257ZM10 126H11V124H10ZM16 126H18V124H17ZM16 126H14V127H16ZM28 126H29V125L27 124V129L31 127V125H30V127H28ZM51 126H52V125H51ZM55 126H57V125H55ZM68 126H69V125H67V127H68ZM72 126H73V125H72ZM79 126H80V125H79ZM79 126H78V127H79ZM255 126H256V128H258V130H261V129H262L261 131H262V132L264 131L263 126H260V123L256 124ZM255 126H253V127H255ZM259 126H260V128H259ZM21 127H22V125H21ZM21 127L19 126V129H20ZM78 127H77V128H78ZM88 127H89V126H88ZM203 127H204V126L201 127V128H202V130H201V134H202V133L204 134V135H203V139H205V141L203 140V142L206 143V142H208V141L210 140V137H211V138L213 137L212 140L214 139V140H215V143H216V139H218V137H217V138L214 137V135H217V134H214L216 129L214 128V129H215V130H214V133H212V134H214V135H213V136H210V135H212V134H210V133L213 132L212 129H210V133H209V128H210V127L208 126V128H207L206 130H205L206 127H204V128H203ZM51 128H52V127H51ZM70 128H71V127H70ZM86 128H87V127H86ZM92 128H93V127H91V130H92ZM201 128H200V129H201ZM212 128H213V127H212ZM223 128H224V127H222V129H223ZM235 128H236V127H235ZM16 129H17V128H16ZM23 129H25V128H21L20 130L22 131ZM27 129H25V130H27ZM30 129H31V128H30ZM61 129L63 130L62 127H61ZM102 129H103V128H102ZM136 129H137V130H136ZM203 129H204V130H203ZM238 129H239V128H238ZM67 130H68V128H67ZM71 130H73V129H71ZM78 130H79V128H78ZM81 130H82V129H81ZM84 130H85V129H84ZM218 130L220 131L221 129H218ZM241 130H242V129H241ZM252 130H253V131H252ZM28 131H29V129H28ZM48 131H49V130H48ZM60 131H61V130H60ZM203 131H204L205 133H204ZM261 131H260V132H261ZM52 132H53V131H52ZM65 132H67V131H65ZM68 132H69V131H68ZM70 132H71V131H70ZM197 132H199V131H197ZM206 132H207L208 134H207ZM239 132H240V131H239ZM239 132H238V133H239ZM262 132L260 133V134H261V137H262V134H263V136H264V132H263V133H262ZM29 133H30V132H29ZM38 133H40V132H38ZM180 133H181V132H180ZM220 133H221V132H220ZM18 134H19V133H18ZM25 134H26V133H25ZM72 134H73V133H72ZM84 134H85V133H84ZM92 134H93V133H92ZM106 134H107V135H106ZM199 134H200V132H199ZM201 134H200V135H201ZM209 134H210V135H209ZM221 134H222V133H221ZM257 134L260 135L258 131H257L256 135H257ZM39 135H40V134H38V136H39ZM41 135H43V134H41ZM64 135H65V134H64ZM75 135H76V134H75ZM75 135H74V136H75ZM81 135H82V133H81ZM171 135H172V134H171ZM182 135H183V134H182ZM207 135H208L209 137H208ZM256 135H255V136H256ZM18 136H19V135H18ZM30 136H31V135H30ZM201 136H202V135H201ZM217 136H218V135H217ZM175 137L177 138L176 135L173 136V138H175ZM181 137H182V136H181ZM187 137H188V134H187L185 140L187 139ZM204 137H205V138H204ZM257 137H259V136H257ZM41 138H43V137H41ZM49 138H50V137H49ZM51 138H52V137H51ZM51 138H50V139H51ZM63 138H64V137H63ZM63 138H61V139H63ZM73 138H74V137H73ZM173 138H172L171 140H172V144L174 145V143H175L174 140H176V139L173 140ZM179 138H180V136L178 137V141L180 140L181 143L177 141L176 144H178V143H179L180 145L182 144L181 146H183V147L185 146V147H184V149H185L188 145H183V141H182V139H183L184 137H182V139H181V138L179 139ZM207 138H208L209 140H208ZM18 139H19V138H18ZM35 139H36V138H35ZM50 139H49V141H50ZM53 139H54V138H53ZM11 140H12V139H11ZM19 140H20V139H19ZM47 140H48V139H47ZM55 140H57V139H55ZM68 140H71V138L69 139V137H68ZM74 140H75V138L73 139V141H74ZM96 140H98V139H96ZM153 140H156V141H157L156 146L153 145V142H154ZM183 140H184V139H183ZM206 140H208V141H206ZM255 140H256V138H255ZM7 141H8V140H7ZM9 141H10V140H9ZM12 141H13V140H12ZM34 141H36V140H34ZM59 141H60V140H59ZM218 141H219V140H217V142H218ZM252 141H253V140H251V143H252ZM44 142H46V139H44ZM55 142H56V141H55ZM84 142H85V140H84ZM90 142H91V141H90ZM173 142H174V143H173ZM185 142H186V141H185ZM212 142H213V141H212ZM212 142H210V143L212 144ZM223 142H224V141H223ZM253 142H254V141H253ZM8 143H9V142H8ZM11 143H14V141L11 142ZM11 143H10V144H11ZM40 143H41V142H40ZM49 143H52V142H49ZM65 143H67V142H65ZM73 143H75V142H72L71 144H73ZM167 143H168V142H167ZM208 143H209V142H208ZM215 143H214L213 146H216ZM218 143H219V142H218ZM257 143H258V142H257ZM257 143H254V144H257ZM16 144H18V143H16ZM31 144H32V143H31ZM43 144H44V143H43ZM45 144H46V143H45ZM47 144H48V143H47ZM53 144H54V143H53ZM67 144H68V143H67ZM78 144H79V143H78ZM89 144H90V143L88 142L87 145H89ZM154 144H155V142H154ZM162 144H165V143H162ZM216 144H217V143H216ZM219 144H220V143H219ZM219 144H217V145L219 146ZM11 145H12V144H11ZM48 145H49V144H48ZM50 145H51V144H50ZM58 145H60V143H59ZM85 145H86V143L84 144V146H83V148H82L83 150L81 149L82 151H84L85 149L89 148V147H87V145H86V146H85ZM137 145H136V146H137ZM56 146H57V145H56ZM56 146H55V144H54L53 147H56ZM78 146H80V145H78ZM89 146H90V145H89ZM131 146H132V145H131ZM175 146H176V148H177V145H175ZM178 146H179V145H178ZM205 146H208V144L206 143V144L204 145V147H205ZM213 146H212V148H213ZM43 147H44V146H43ZM75 147H77V146H76V145H74V146L71 145V148H72L71 150H73V148L75 149ZM84 147H85V149H84ZM101 147H102V146H100V147L98 148V146H97L98 151H100V152H98V154H100V153L103 154V152H104V151L102 150L103 147H102V148H101ZM171 147H172V145H171ZM189 147H190V146L187 147L188 150H190ZM208 147H209V146H208ZM208 147H206V148H208ZM210 147H211V145H210ZM47 148H48V147H47ZM58 148H59V146H58ZM60 148H61V147H60ZM62 148H64V147H62ZM68 148H70V147H68ZM90 148H91V146H90ZM90 148H89V149H90ZM97 148H96V150H97ZM199 148H200V149H203V147H202V148L199 147ZM212 148H210V150L207 151L208 154H204L202 150L200 151L201 153H199V154H201L202 156H203V155L208 156L209 154H211V152H212L211 149H212ZM215 148H216V147H214L213 149H215ZM217 148H218V147H217ZM49 149H50V148H49ZM52 149H53V148H52ZM52 149H50V150H52ZM100 149H101V150H100ZM115 149H116V148H114V150H115ZM171 149H172V148H171ZM179 149H181L180 146H179ZM182 149H183V148H182ZM208 149H209V148H208ZM208 149H207V150H208ZM27 150H28V149H27ZM34 150H35V149H34ZM53 150H54V149H53ZM58 150H59V149H58ZM58 150H57V151H58ZM66 150H68V149L66 148ZM76 150L78 151L79 149H75V152L77 153ZM96 150H95V152H97ZM152 150H156V151L158 152L157 155H154V156L156 157V159H155L154 161H152V159H151L152 157H150V155H151L150 153H151ZM166 150H168V149L166 148L164 151H166ZM172 150H173V149H172ZM174 150H175V149H174ZM176 150H177V149H176ZM176 150H175V151H176ZM29 151H30V150H29ZM37 151H39V150H37ZM41 151H42V150H41ZM64 151H65V150H64ZM69 151H70V150H69ZM69 151H67V152L65 151V152L68 153ZM85 151H86V150H85ZM85 151H84V152H85ZM87 151H88V149H87ZM87 151H86V152H87ZM102 151H103V152H102ZM115 151H116L117 154H121V153L123 152V151H121V150L118 149V148H117ZM175 151H174V152H175ZM210 151H211V152H210ZM214 151H215V150H214ZM228 151H229V150H228ZM61 152H62V151H61ZM65 152H63V153L65 154ZM80 152H81V151H80ZM80 152H78V153L80 154ZM86 152H85V153H86ZM88 152H89V151H88ZM90 152H91V149H90ZM90 152H89V153H90ZM139 152H140V151H139ZM168 152H169V151H168ZM172 152H173V151H172ZM204 152H205V151H204ZM218 152H219V151H217V153H218ZM70 153H72V152H70ZM93 153H94V152H93ZM165 153H167V151H166ZM169 153H171V150H170ZM214 153L216 154V152H214ZM256 153H257V152H256ZM27 154H28V153H26V155H27ZM40 154L43 155L42 153H40ZM44 154H45V153H44ZM59 154H61V153H60V150H59ZM82 154H83V152H82ZM98 154H97V155H98ZM110 154H111V153H110ZM124 154H125V151H124ZM77 155H78V154H77ZM90 155H91V158H92V159H93V156H97V155H94V154H90ZM92 155H93V156H92ZM166 155H167V154H166ZM170 155H171V154H170ZM212 155H213V154H212ZM217 155H218V154H217ZM256 155H257V154H256ZM258 155H259V157L257 156V157H258V160H259V159L262 160V159L264 158V151L261 149V150H260V153H258ZM46 156H48V154H47ZM60 156H64V157H65L66 155H59V156H58V159H59ZM68 156H70V155H68ZM87 156H89V155L87 154ZM213 156H214V155H213ZM219 156H220V154H219ZM235 156H237V155H235ZM28 157H29V156H28ZM56 157H57V156H56ZM64 157H62V158L64 159ZM71 157H72V156H71ZM98 157H99V159H97V161L100 160V156H99V155H98ZM102 157H103V160H102L101 163L105 164V165L107 166V168L109 169V166H110L112 160H111L109 157H107L106 155H104V154H103ZM169 157H170V156H169ZM169 157H168V158H169ZM171 157H172V155H171ZM211 157H212V156H211ZM220 157H221V156H220ZM222 157H223V156H222ZM42 158H43V156H42ZM45 158H46V157H45ZM53 158H54V157H53ZM72 158H73V157H72ZM234 158H235V157H234ZM237 158H238V157H237ZM32 159H33V158H32ZM86 159H88V157H87ZM206 159H207V158H206ZM219 159H220V158H219ZM25 160H26V159H25ZM41 160H42V159H41ZM56 160H57V159H56ZM89 160H90V159H88V161H89ZM207 160H208V159H207ZM224 160H226V159H224ZM44 161H45V160H44ZM48 161H49V160H48ZM53 161H54V159H53ZM58 161L60 162V160H58ZM58 161H57V162H58ZM140 161H141V160H140ZM26 162H27V161H26ZM30 162H32V160H31ZM40 162H41V161H40ZM61 162H62V161H61ZM138 162H139V163H138ZM161 162H162V160H161ZM163 162H164V161H163ZM220 162H221V161H220ZM259 162H261V161H259ZM28 163H29V161H28ZM45 163H46V162H45ZM55 163H56V162H55ZM76 163H77V162H76ZM87 163H88V162H87ZM112 163H113V162H112ZM221 163H222V162H221ZM226 163H228V162H226ZM48 164H49V163H48ZM52 164H54V163H52ZM59 164H60V163H59ZM67 164H68V163H67ZM70 164H72V163H70ZM205 164H206V163H205ZM205 164H204V165H205ZM229 164H230V163H229ZM256 164H257V163H256ZM261 164H262V162H261ZM27 165H28V164H27ZM27 165H26V167H27ZM29 165H30V164H29ZM62 165L65 166V164H63V162H62ZM73 165H75V164H73ZM85 165H86V164H85ZM85 165H84V166H85ZM121 165H120V166H121ZM227 165H228V164H227ZM251 165H252V164H251ZM24 166H25V165H24ZM39 166H40V165H39ZM48 166H49V165H48ZM66 166H67V165H66ZM77 166H78V165H77ZM77 166H76V167H77ZM82 166H83V164H82ZM89 166H91V165H89ZM114 166H115V165H114ZM114 166H113V167H114ZM123 166H124V167H123ZM140 166H141V169H139V170H140V172H142V173H141L142 177H141V175H139L140 173H139V171H138V172L136 173V176H134V178H135L134 181L136 180V177H137V178H138L137 180L139 181V179H140L139 182H140V183H143V182H145V181L147 180V179H146L147 176H146L145 178L143 177V175L146 173V172H144V171H146L147 169H146V167H145L146 170L141 171V170L144 169V166H142V164H140ZM212 166H213V165H212ZM86 167H87V166H86ZM91 167H92V166H91ZM91 167H90V168L88 167V172H89V173L92 172V176H93V178H95L96 180H99V178L102 179V177H104V179H102V180L104 181L106 177H107V179L109 178V172L106 171L105 169L102 168V169L100 170L99 168H98V169L95 168V169L92 170ZM94 167H96V166H94ZM98 167H99V166H98ZM103 167H104V166H103ZM116 167H117V166H116ZM116 167H115V168H116ZM163 167H165V166H163ZM194 167H195V166H194ZM227 167H228V166H227ZM255 167H256V166H255ZM255 167H254V169H252L253 172H254V170H255ZM28 168H29V166H28ZM41 168H42V167H41ZM54 168H55V167H54ZM79 168H80V167H79ZM79 168H78V169H79ZM159 168H160V165H159ZM251 168H252V167H251ZM251 168L249 169V168L246 167V170L243 169V170H241V171H242V172H243V171L249 172V170H251ZM257 168H258V167H257ZM45 169H47V168H45ZM80 169H81V168H80ZM89 169H90V170H89ZM149 169H150V168H149ZM164 169H165V168H164ZM248 169H249V170H248ZM258 169H259V168H258ZM24 170H25V169H24ZM33 170H34V168H33ZM35 170H36V169H35ZM35 170H34V171L31 170V171H32L31 173L35 172ZM41 170H42V169H41ZM52 170H53V169H52ZM83 170H84V171H87L85 168H84V169L82 168V171H83ZM91 170H92V171H91ZM110 170H111V168H110ZM223 170H224V168H223ZM233 170H234V169H233ZM252 170H251V172H252ZM263 170H264V168H263ZM55 171H56V170H55ZM72 171H73V170H72ZM75 171H76V169H75ZM82 171H79V172H82ZM84 171H83V172H84ZM112 171H113V170H112ZM176 171H177V170H176ZM23 172H25V171H23ZM45 172H46V171H45ZM45 172H44V173H45ZM53 172H54V171H53ZM76 172L79 173L78 171H76ZM131 172H132V173H131ZM228 172H229V171H228ZM242 172H241V174H242ZM31 173H30V174H31ZM129 173H130V174H129ZM138 173H139V174H138ZM143 173H144V174H143ZM214 173H215V172H214ZM214 173H213V174H214ZM244 173H245V172H244ZM244 173H243V174H244ZM257 173H258V170H257ZM26 174H27V173H26ZM37 174H38V173H37ZM51 174H52V173H51ZM119 174H120V173H119ZM137 174H138V175H137ZM213 174H212V175H213ZM239 174H240V173H239ZM239 174H238V175H239ZM241 174H240L239 176H240V177L243 176L244 179H245V177L248 175V174L246 175V173L244 174L245 176H244V175H241ZM27 175H28V174H27ZM33 175L35 176V174H33ZM42 175H43V174H42ZM45 175H46V174H45ZM53 175H54V174H53ZM74 175H75V174H74ZM238 175H237V176H238ZM34 176H33V177H34ZM40 176H41V175H40ZM87 176H88V175H87ZM120 176H121V174H120ZM139 176H140L141 178H140ZM239 176H238V177H239ZM249 176H250V175H249ZM249 176H248V177H249ZM30 177H31V176H29V178H30ZM36 177H37V175H36ZM46 177H47V175H46ZM240 177H239V178H240ZM56 178H58V177H56ZM65 178H66V177H65ZM93 178H92V180H93ZM156 178H157V177H156ZM160 178H162V177H160ZM160 178H159V183H158V181H157L158 179L154 180L155 182H157L156 185L159 184V187L161 186V183H162V182H160V181H162ZM31 179H32V178H31ZM34 179H35V178H34ZM37 179H38V178H37ZM37 179H36V180H37ZM39 179H40V177H39ZM48 179H52V178H50V176H49ZM58 179H59V178H58ZM58 179H57V180H58ZM69 179H70V176H69V178H68L67 180H69ZM74 179H75V178H74ZM107 179H106V181H107ZM125 179H127V178L125 177ZM142 179H145V180H143V182H142ZM242 179H243V178H242ZM244 179H243V180H244ZM246 179H247V177H246ZM246 179H245V180H246ZM23 180H24V179H23ZM32 180H33V179H32ZM53 180H54V178H53ZM55 180H56V179H55ZM55 180H54L53 184H56L55 182H56L57 180H56V181H55ZM87 180H88V179H87ZM89 180H90V179H89ZM18 181H19V180H18ZM42 181H44V180H42ZM50 181H51V180H50ZM50 181H49V182H50ZM108 181H111V180L108 179ZM124 181H125V182H124ZM129 181H130V179H129ZM210 181H212V180H210ZM5 182H6V181H5ZM65 182H66V181H65ZM155 182H154V183H155ZM240 182H241V180H240ZM258 182H259V181H258ZM1 183H2V185L4 184L3 181H2ZM6 183H7V182H6ZM36 183H37V181H36ZM38 183H39V181H38ZM47 183H48V182H47ZM111 183H112V182H111ZM148 183H149V181H148ZM242 183H243V182H242ZM21 184L24 185L23 183H21ZM34 184H35V183H34ZM51 184H52V183H50V185H51ZM68 184H69V183H68ZM93 184H94V186H95V182H93ZM96 184H97V183H96ZM102 184H103V183H102ZM114 184H115V183H114ZM129 184H130V183H129ZM129 184H128V185H129ZM136 184H137V183H136ZM149 184H150V183H149ZM259 184H260V186L262 187V185H261L260 182H259ZM2 185H1V186H2ZM28 185L30 186V184H28ZM37 185H38V184H37ZM37 185H35V186H36V189H37ZM46 185H47V184H46ZM48 185H49V184H48ZM56 185H57V184H56ZM128 185H127V186H128ZM156 185H155V186H156ZM219 185H220V184H219ZM29 186H28V187H29ZM44 186H45V183H44V185H42V188H43V189L45 188ZM51 186H52V185H51ZM67 186H68V185H67ZM72 186H73V185H72ZM121 186H120V187H121ZM124 186H123V187H124ZM137 186H140V185L138 184ZM254 186H256L255 182H254ZM24 187H25V186H24ZM32 187H33V185H32ZM83 187H84V186H83ZM90 187H92V186H90ZM100 187H101V186H100ZM105 187H107V186H105ZM120 187H119V188H120ZM123 187H122V188H123ZM125 187H126V186H125ZM125 187H124L123 189L121 188V190H126V192H125V191H122V193H124V194L127 193V195H128L127 188H128L129 186H128L127 188H125ZM134 187H135V185H134ZM134 187H133V188H134ZM152 187H154V186L152 185ZM200 187H201V186H200ZM258 187H259V186L257 185L256 189H258ZM261 187H260V189H261ZM26 188H27V186H26ZM26 188H25V189H26ZM49 188H50V187H49ZM53 188H54V185H53ZM112 188H113V187H112ZM130 188H132L131 185H130ZM133 188H132V189H133ZM139 188H141V187H139ZM145 188H146V187H145ZM145 188H144V189H145ZM147 188H148V187H147ZM147 188H146V190H147ZM194 188H196V187H194ZM252 188H255V187H252ZM262 188H264V186H263ZM27 189H28V188H27ZM29 189H30V188H29ZM31 189H32V188H31ZM33 189H34V188H33ZM38 189H39V188H38ZM43 189H42V190H43ZM82 189H83V188H82ZM96 189H97V187H96ZM100 189L103 190V186H102V188H100ZM114 189H115V188H114ZM116 189H117V188H116ZM128 189H129V188H128ZM136 189H137V187H135L133 190H136ZM141 189H143V188H141ZM141 189H140V190H137V191H141ZM148 189H149V188H148ZM154 189H155V188H154ZM198 189H199V188H198ZM198 189H197V190H198ZM40 190H41V189H40ZM57 190H58V189H57ZM94 190H95V188H94ZM97 190H98V189H97ZM106 190H107V189H106ZM150 190H151V189H150ZM202 190H203V189H202ZM211 190H212V189H211ZM214 190H215V189H214ZM252 190H253V189H252ZM252 190H251V192H252ZM44 191H45V190H44ZM90 191H91V189H90ZM99 191H100V190H99ZM99 191H98V192H99ZM111 191H112V190H111ZM137 191H134V192L131 191V192H129V194L131 195V198H128V199L132 200V198H134V195H132L133 193L135 194V196H136V194L139 195V192H137ZM143 191H144V190H143ZM155 191H156V190H155ZM261 191H263V189H261V190L258 191V192H261ZM14 192H15V191H14ZM38 192H39V191H38ZM71 192H72V191H71ZM74 192H75V191H74ZM98 192H97V193H98ZM102 192H104V191H101V194H102ZM107 192H109V191H107ZM148 192H149V191H148ZM159 192H160V191H159ZM258 192H257V194H258ZM29 193H30V191H29ZM36 193H37V192H36ZM36 193H35V194H36ZM42 193H43V192H42ZM53 193H54V192H53ZM76 193H79V192H76ZM76 193H75V194H76ZM97 193H96V194H97ZM111 193H112V192H111ZM120 193H121V192H120ZM131 193H132V194H131ZM156 193H157V192H156ZM160 193H161V192H160ZM253 193H255V192L253 191ZM263 193H264V192H263ZM263 193H262V194H263ZM12 194H13V193H12ZM12 194H11V195H12ZM33 194H34V193H33ZM45 194H46V193H45ZM71 194H72V193H71ZM75 194H74V199H72L73 201L71 200V202H70L69 200H67V201H69V208H70L71 206H73V207L71 208V209H73V210H76V209H74L75 205L72 204V203H74V200L77 199V195H78V194H77V195L75 196ZM93 194H94V193H93ZM96 194H95L94 196H96ZM98 194H99V193H98ZM98 194H97V195H98ZM113 194H114V191H113ZM147 194H148V193H147ZM262 194L260 193V196H262ZM16 195H18V194H16ZM16 195H14V196L12 195V196L15 198ZM99 195H100V194H99ZM102 195H103V194H102ZM102 195H101V197H102ZM117 195H118V192H117L116 195H115L116 198H117ZM125 195H126V194H125ZM127 195H126V196H127ZM149 195H150V194H148V196H149ZM252 195H253V194H252ZM24 196H25V195H24ZM27 196H28V195H27ZM30 196H31V197H33V196L36 197V195H30ZM44 196H46V195H44ZM91 196H93V195H91ZM112 196H113V195H112ZM119 196L121 197L122 195H119ZM119 196H118V197H119ZM150 196H151V195H150ZM215 196H216V195H215ZM249 196H250V195H249ZM260 196H259V197H260ZM10 197H11V196H10ZM10 197H8V200H9ZM13 197H11V198H13ZM120 197H119V200H120ZM156 197H157V196H156ZM252 197H254V196H252ZM259 197H258V198H259ZM16 198H18V197L16 196ZM38 198H39V197H38ZM40 198H41V197H40ZM40 198H39V200H38L37 198H35V199H36L35 204H37L39 207H41L40 205H41L42 202H43V204H45V205H42L43 208H44L45 206H47V205H46L47 201L44 200V198H46V197L41 198V199H40ZM69 198L71 199V198H73V197H69ZM75 198H76V199H75ZM93 198L95 199V197H93ZM93 198H91V199H93ZM122 198H123V197H122ZM136 198H137V197H135V200H136ZM139 198H140V197H139ZM139 198H138V200H139ZM143 198H144V197H143ZM143 198H142L141 201L145 202V201L143 200ZM258 198H257V199H258ZM260 198H261V197H260ZM22 199H23V198H22ZM22 199L20 198V200H22ZM28 199H29V198H28ZM46 199H48V198H46ZM66 199H68V198H66ZM78 199H79V198H78ZM94 199H93V200H94ZM98 199H101V198L99 197ZM104 199H105V198H104ZM146 199H147V201L150 202V198H149V199L146 198ZM261 199H262V198H261ZM20 200H19L18 202H20ZM37 200H38V201L42 200V201H41V202H38ZM79 200H80V199H79ZM101 200H103V199H101ZM109 200H111V199H109ZM115 200H116V199H115ZM122 200H127V199H122ZM135 200H134V201H135ZM138 200H136L135 202H134V201H133V202L130 201L129 203L132 202L133 204H135V207H139V210H140V208L143 206V204L140 203V204L138 205V203L140 202V200H139V201H138ZM154 200H155V199H154ZM10 201H11V200H9V202H10ZM44 201H45V202H44ZM62 201H63V199H62ZM87 201H88V200H87ZM95 201H96V200H95ZM117 201H118V200H117ZM137 201H138V202H137ZM12 202H13V201H12ZM16 202H17V201H16ZM31 202H32V200H31ZM76 202H78V200L75 201V204H77ZM89 202H90V201H89ZM113 202H116V201H113ZM149 202H148V204H149ZM6 203H8V202H6ZM38 203H39V204H38ZM79 203H80V201H79ZM132 203H131V204H132ZM136 203H137V204H136ZM261 203H262V205H263L264 202H261ZM14 204H15V203H14ZM28 204H29V203H28ZM28 204H26V205L24 204V205L27 207ZM118 204H119V202H118ZM133 204H132V205H133ZM141 204H142V206H141ZM152 204H153V203H152ZM155 204H156V203H155ZM158 204H159V203H158ZM9 205H10V204H9ZM11 205H13V204H11ZM16 205H17V203H16ZM18 205H19V203H18ZM18 205H17V207H18ZM29 205H30V204H29ZM65 205H66V203H65ZM78 205H79V204H78ZM80 205H81V204H80ZM80 205H79V206H80ZM136 205H137V206H136ZM149 205H150V204H149ZM256 205H257V204H256ZM33 206H34V204H33ZM63 206H64V205H63ZM87 206H88V205H87ZM124 206H125V205H124ZM133 206H134V205H133ZM155 206H157V205H155ZM20 207H21V206H20ZM153 207H154V206H153ZM153 207L150 206V207H148V208L151 209V208H153ZM256 207H257V206H255V208H256ZM260 207H261V206H260ZM262 207L264 208V205H263ZM13 208H14V207H13ZM62 208H63V207H62ZM75 208H76V207H75ZM127 208H129V207H127ZM148 208H147V209H148ZM154 208H155V207H154ZM157 208H158V207H157ZM157 208H156V209H157ZM258 208H259V207H257V209H258ZM263 208H262V209H263ZM16 209H18V208H16ZM65 209H66V208H65ZM67 209H68V208H67ZM78 209H79V208H78ZM137 209H138V208H137ZM147 209L144 208V211H145V210H146V211L149 210V209H148V210H147ZM5 210H6V209H5ZM7 210H9V209L7 208ZM11 210H12V209H11ZM21 210H22V209H21ZM61 210H62V209H61ZM135 210H136V209H135ZM151 210H152V209H151ZM14 211H15V208H14ZM23 211H24V208H23L22 212H23ZM31 211H32V210H31ZM34 211H35V210H34ZM56 211H57V210H56ZM56 211H55V209H54V212H56ZM62 211H63V210H62ZM65 211H66V210H65ZM10 212H11V211H8V212H7V215H8V213H10ZM15 212H16V211H15ZM35 212H36V211H35ZM52 212H53V211H52ZM73 212H75L74 214H76V211H73ZM262 212H263V215H260V216L258 217L261 221H263L262 219H264V217L262 218V216H264V209L262 210ZM16 213H17V212H16ZM32 213H33V212H32ZM62 213H63V212H62ZM62 213L60 212L59 214H62ZM108 213H109V212H108ZM154 213H156V212H154ZM258 213H259V211H258ZM10 214H11V213H10ZM18 214H19V213H18ZM23 214H24V213H23ZM29 214H30V213H28V214L26 213L25 215H29ZM34 214H35V213H34ZM66 214H67V212H66ZM66 214H65V216H66ZM151 214H152V213H151ZM259 214H261V213H259ZM25 215H24V216H25ZM38 215H39V214H38ZM41 215H42V214H41ZM67 215H68V214H67ZM78 215H79V214H78ZM144 215H145V214H144ZM153 215H155V216L158 215V216H159V214H153ZM19 216H20V215H19ZM24 216H23V218H24ZM76 216H77V214H76ZM113 216H114V215H113ZM147 216H148V215H147ZM155 216H154V217H155ZM257 216H258V215H257ZM257 216H256V217H257ZM12 217H13V216H12ZM12 217H11V218H12ZM28 217H29V216H28ZM38 217H41V216H38ZM57 217H59V215H58ZM79 217H80V215H79ZM94 217H95V216H94ZM101 217H102V216H101ZM149 217H150V216H149ZM154 217H153V218H154ZM260 217H261V218H260ZM1 218H2V217H1ZM31 218H32V217H29V219H31ZM114 218H115V217H114ZM114 218H113V219H114ZM116 218H117V217H116ZM145 218H146V217H145ZM7 219H8V216H7ZM32 219H33V218H32ZM47 219H48V218H47ZM64 219H66L67 221H70V220H69V219H70V216H66ZM8 220H10V218H9ZM11 220H12V219H11ZM42 220H43V219H42ZM77 220H78V219H77ZM27 221H28V220H27ZM27 221H26V222H27ZM33 221H35V219H33ZM39 221H40V220H39ZM110 221H112V218H111ZM120 221H121V220H120ZM140 221H141V220H140ZM1 222H2V221H1ZM16 222H17V221H16ZM29 222H30V221H29ZM74 222H77V223H74V226L70 224V226H71L72 228L75 227V225L77 224V225H76V228H78V226L80 225L79 227L81 228V231L84 230V228H83V230H82V227H81V226H82L83 223L80 222V218H79L78 221H74ZM9 223H10V222H9ZM27 223H28V222H27ZM44 223H45V222H44ZM72 223H73V221H72ZM87 223H88V221H87ZM104 223H105V222H104ZM106 223H107V222H106ZM137 223H138V221H137ZM263 223H264V221H263ZM34 224H35V222H34ZM34 224H33V225H34ZM42 224H43V223H42ZM88 224H90V222H89ZM108 224H109V223H108ZM140 224H141V223H140ZM10 225H11V224H10ZM132 225H133V224H132ZM138 225H139V223H138ZM40 226H42V225H40ZM65 226H66V227H70L69 225L67 226V224H66ZM87 226H88L89 228L92 229V227H90L91 225H87ZM35 227H36V225H35ZM55 227H56V226H55ZM58 227H60L59 224H58ZM88 227H87V229H86L87 232H88V230H89V231L91 230V229H89ZM96 227H97V226H96ZM0 228H2V226H1ZM6 228H7V227H6ZM11 228H12V227H11ZM38 228H39V227H38ZM76 228H75V229L73 228V229L76 231ZM80 228L77 229V230H79V234H78V235H82V234H80V232H81V231H80ZM25 229H27V228L25 227ZM36 229H37V228H36ZM43 229H44V228H43ZM66 229H67V228H65V230H66ZM68 229H70V228H68ZM124 229H125V227H124ZM2 230H4V228H3ZM12 230H13V229H12ZM28 230H29V229H28ZM38 230H39V229H38ZM44 230H45V229H44ZM56 230H57V229H56ZM60 230H61V228H60ZM127 230H128V229H127ZM239 230H240V229H239ZM0 231H1V229H0ZM4 231H5V230H4ZM42 231H43V230H42ZM45 231H46V230H45ZM128 231H129V230H128ZM241 231H242V230H241ZM241 231H240V232H241ZM9 232H10V230H9ZM47 232H48V231H47ZM96 232H97V231H96ZM223 232H226V231H223ZM240 232H239V233H240ZM7 233H8V232H7ZM21 233H22V231H21ZM21 233H20V234H21ZM49 233H50V232H49ZM58 233H59V232H58ZM58 233H57V234H58ZM74 233H76V232H74ZM74 233H73V234H74ZM90 233H91V232H90ZM213 233H214V232H213ZM217 233H218V232H217ZM239 233H238V234H239ZM0 234H1V233H0ZM2 234H3V233H2ZM9 234H10V233H8V234H6V235L9 236ZM12 234H13V233H12ZM45 234H46V233H45ZM83 234H85V233L83 232ZM86 234H87V233H86ZM4 235H5V234H4ZM21 235H22V234H21ZM30 235H31V234H30ZM78 235H77V236H78ZM90 235H93V233L90 234ZM220 235H221V234H220ZM239 235H240V234H239ZM256 235H257V234H256ZM0 236H1V235H0ZM2 236H3V235H2ZM19 236H20V235H19ZM22 236H23V235H22ZM257 236H258V235H257ZM257 236L254 235L255 238H256ZM78 237H79V236H78ZM90 237H92V236H89V238H90ZM238 237H240V236H238ZM252 237H253V236H252ZM258 237H259V236H258ZM258 237H257L256 239H257L258 241H260V240L258 239ZM10 238L12 239V237H10ZM20 238H21V237H20ZM23 238H24V237H23ZM66 238H67V237H66ZM66 238H65V239H66ZM68 238H69V240L72 239V238H70V235H69ZM73 238H74V237H73ZM76 238H77V237H76ZM79 238H80V237H79ZM87 238H88V237H87ZM255 238H254V242L251 241L250 244H249V242H248L249 246H252V244L255 245V243L257 244V242H255ZM0 239H1V237H0ZM2 239H4V238H2ZM6 239H7V238H6ZM61 239H63V238H61ZM61 239H60V240H61ZM81 239H82V238H81ZM91 239H92V238H91ZM239 239L241 240V238H239ZM73 240H75V238H74ZM76 240H77V239H76ZM85 240H86V239H85ZM257 240H256V241H257ZM2 241H4V240H2ZM11 241H14V242H15V240H11ZM11 241H10V244H13V243H11ZM42 241H44V240H42ZM77 241H78V242H77ZM77 241H75V243H78V244H79V243H80V240H77ZM82 241H83V240H82ZM88 241H89V240H88ZM237 241H238V242L236 243V245H238V243L240 242V243H239V244H240V247H242V246H241L242 243L245 244V243L243 242V240L239 241V240L237 239ZM23 242H24V241H23ZM46 242H47V241H46ZM70 242H71V240H70ZM70 242H69V243H70ZM89 242H90V241H89ZM89 242H87V244H88ZM223 242H224V240H223ZM7 243H8V244H6V243H4V244H5L7 247H8V245L10 246L9 242H7ZM17 243H18V242H17ZM72 243H73V242H72ZM217 243H219V241H218ZM221 243H222V242H220V244H221ZM263 243H264V242H263ZM57 244H58V243H57ZM63 244H64V242H63ZM78 244H76V246H77ZM90 244H91V243H90ZM222 244H223V243H222ZM227 244H228V242H227ZM243 244H242V245H243ZM258 244L261 245L262 243H258ZM258 244H257V245H258ZM2 245H3V244H2ZM5 245L1 246L0 249H1V252H3V251L6 252V251L8 250L7 252H9V253H7V252L4 253L5 255L8 256V254L10 255V250L7 249V247H6ZM14 245H15V244H14ZM20 245H21V244H20ZM23 245H24V244H23ZM58 245H59V244H58ZM58 245H56V246H58ZM66 245H67V244H66ZM111 245H113V244H111ZM223 245H225V244H223ZM223 245H222L221 247H218L219 245H218V246L216 245L217 248H216L215 250H217L218 248H222V249L225 248V249H226V247H223ZM228 245H230V243H229ZM254 245H253V248H252L253 250H252V251H251V250L248 251V253H250V254H248L249 257H250V255L252 254L251 252H253V251H255V250H256V252L259 254V251H260V250L257 251L258 249L255 248ZM26 246H27V245H26ZM45 246H46V245H45ZM56 246H55V247H56ZM76 246H75V247H76ZM79 246L81 247V245H79ZM4 247H5V249H7L6 251L3 249ZM11 247H12V246H11ZM14 247H15V246H14ZM48 247H49V246H48ZM66 247H68V246H66ZM208 247H209V246H208ZM211 247H212V246H211ZM238 247H239V245H238ZM240 247H239V249H242V248H240ZM9 248H10V247H9ZM77 248H79V247L77 246ZM77 248H74V247H73V249H77ZM214 248H215V247H214ZM227 248H229V247H227ZM2 249H3V251H2ZM22 249H23V248H22ZM25 249H26V248H25ZM82 249H83V247H82ZM239 249H238V250H239ZM65 250H66V249H65ZM77 250H78V249H77ZM80 250H81V249L79 248V251H80ZM218 250H219V249H218ZM263 250H264V248H263ZM74 251H75V250H74ZM84 251H85V250H84ZM84 251L81 250L80 253H81V252L84 253ZM110 251H111V250H110ZM239 251H242V250H239ZM1 252H0V253H1ZM12 252H13V251H12ZM17 252H18V251H17ZM25 252H28V251H25ZM25 252L22 251L23 259H22V258H19L17 255H15V256L18 257L17 261L20 260V259H22V262H23V260H24V263H26L25 260L27 261V259H24V257H26V256L24 255ZM77 252H78V251H77ZM217 252H218V251H217ZM226 252H228V251H226ZM226 252H225V253H226ZM15 253H16V252L14 251V254H15ZM34 253H35V252H34ZM55 253H56V252H55ZM80 253H79V254H80ZM241 253H242V252H241ZM244 253H246V252H244ZM257 253H256L257 256L255 255V253L252 254L253 257H251V258H253V259H250L249 257H247V260L251 261V262L248 263V264H258V262H259V261H258L259 256H258ZM4 254H3V255H4ZM27 254H28V253H27ZM27 254H26V255H27ZM52 254H53V253H52ZM68 254H69V253H68ZM79 254H78V255H79ZM81 254H82V253H81ZM232 254H233V253H232ZM234 254H235V253H234ZM238 254H239V253H238ZM5 255L2 256V253L0 254V264H15L14 262H11L13 259H15V257H13V254H11V255L9 256L10 258H12V260H11L10 258H7V259H10L11 261H8L7 259H5V257H6ZM19 255H20V254H19ZM205 255H206V254H205ZM228 255H229V254H228ZM239 255H242V254H239ZM244 255H245V254H244ZM11 256H12V257H11ZM27 256H29V254H28ZM34 256H35V255H34ZM41 256H42V255H41ZM208 256H209V255H208ZM230 256H231V255H230ZM3 257H4V259H3ZM21 257H22V256H21ZM42 257H43V256H42ZM70 257H71V256H70ZM226 257H227V256H226ZM234 257H235V256H234ZM234 257H233V258H234ZM238 257H240V256H238ZM254 257H257V258H256L257 260H256ZM34 258L37 259L38 257H34ZM34 258H33V259H34ZM72 258L74 259L73 256H72ZM123 258H124V257H123ZM231 258H232V256H231ZM236 258H237V256H236ZM248 258H249V259H248ZM262 258H263V257H262ZM28 259H29V258H28ZM33 259H32V261H33ZM38 259H39V258H38ZM38 259H37V260H38ZM43 259H45V257H44ZM228 259H229V258H228ZM238 259H239V258H237V261H238ZM254 259H255V260H254ZM260 259H261V257H260ZM263 259H264V258H263ZM263 259H262V260H263ZM30 260H31V259H30ZM30 260H28V261L31 262V264H33L32 261H30ZM46 260H47V259H46ZM75 260H76V259H75ZM211 260H213V259H211ZM224 260H225V259H224ZM232 260H233V259H232ZM262 260H261V262H262ZM15 261H16V260H15ZM17 261H16V264L18 263ZM20 261H21V260H20ZM35 261H36V260H35ZM40 261H41V259H39L38 261H36L34 264H36V263H37V264H40V263L42 264V262H44V261H41V262H40ZM55 261H56V260H55ZM65 261H66V260H65ZM122 261H123V260H122ZM216 261H217V264L221 263V262L218 263V260H216ZM225 261H226V260H225ZM228 261H229V260H228ZM263 261H264V260H263ZM29 262H28V264H29ZM39 262H40V263H39ZM235 262H236V261H235ZM261 262H259V264H261ZM19 263H20V262H19ZM19 263H18V264H19ZM69 263H70V262H69ZM263 263H264V262H263ZM21 264H22V263H21ZM26 264H27V263H26ZM46 264H47V263H46ZM53 264H54V263H53ZM58 264H59V263H58ZM233 264H234V263H233ZM235 264H238V262H236ZM244 264H247V263H244Z\"/></svg>","mask_w":264,"mask_h":264}]
</instances>
